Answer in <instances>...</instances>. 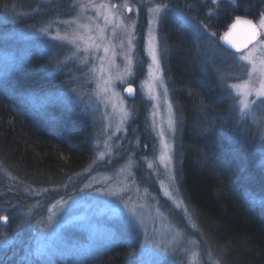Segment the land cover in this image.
Here are the masks:
<instances>
[{"label": "rangeland", "instance_id": "obj_1", "mask_svg": "<svg viewBox=\"0 0 264 264\" xmlns=\"http://www.w3.org/2000/svg\"><path fill=\"white\" fill-rule=\"evenodd\" d=\"M125 2L131 11L123 6ZM93 3L117 5L113 11L123 22L115 35L111 26L105 33L115 45V55L111 51L108 54L103 78L99 71H93L101 65L98 57L105 56L103 50L77 51L69 41L56 38L66 34L71 37L77 27L73 21L86 23L96 17L99 9L88 6V0H24L23 4L13 3L0 11V78L35 58L33 70L43 71L53 79L44 93L30 91L26 100L38 109L55 107L84 119L91 141L86 168L68 185L63 182L55 188L23 189L26 202L31 201L29 210L35 209L38 216L26 236L10 237V242L22 246L28 256L45 261L62 256L93 257L113 242L126 240L133 246L132 264H224L217 245L202 237L180 191V125L163 71L166 46L160 22L169 13L194 33L206 73L218 77L233 101L238 121L252 127L264 169V105H254L255 118L242 117L238 103L241 97L230 87L248 79L252 66L239 60L242 53L252 52L260 67L264 29L242 52L228 50L222 40L237 16L258 26L264 2L253 17L235 14L226 29L224 25L214 28L212 21L224 5H236L232 0ZM157 6L162 9L158 15L151 11ZM95 23L103 26V18ZM153 46L160 62L158 79H154L156 65L150 54ZM108 60L112 61L110 69ZM27 68L32 69V64ZM105 79L109 80L108 91L102 93L97 85L103 87ZM128 88L133 91L129 93ZM55 109L51 108L53 112ZM170 117L175 122L172 129L168 127ZM137 119L142 133L136 132L139 129L133 121ZM165 152L171 156L170 163L161 160ZM245 194L253 203L264 206V197H254L250 190Z\"/></svg>", "mask_w": 264, "mask_h": 264}, {"label": "trees", "instance_id": "obj_2", "mask_svg": "<svg viewBox=\"0 0 264 264\" xmlns=\"http://www.w3.org/2000/svg\"><path fill=\"white\" fill-rule=\"evenodd\" d=\"M23 2L0 0V11ZM263 2L224 5L212 26L228 28L235 14L253 17ZM160 33L166 46L163 71L179 117L183 200L202 237L217 245L224 264H264V206L245 194L250 190V195L264 197V169L252 127L238 121L218 77L206 73L194 33L169 13L161 19ZM34 59L0 78V216L9 217L7 224L0 221V264H132L133 246L126 240L113 242L93 257L48 261L28 256L22 246L10 242V237L26 236L38 216L35 209L29 210L31 201L26 202L23 189L68 185L91 158L84 119L55 107L38 109L26 100L30 91L44 93L53 79L33 70ZM134 122L136 132L142 133L139 120Z\"/></svg>", "mask_w": 264, "mask_h": 264}, {"label": "snow or ice", "instance_id": "obj_3", "mask_svg": "<svg viewBox=\"0 0 264 264\" xmlns=\"http://www.w3.org/2000/svg\"><path fill=\"white\" fill-rule=\"evenodd\" d=\"M236 0H232V3L235 4ZM88 6H91L92 8L99 9L97 11L96 17L89 18V22L86 23H79L77 21H73L76 23L77 27L74 33L71 37H69L67 34L64 36H58L57 39L67 40L69 43H72L75 45L77 51L83 50L84 52H98L100 50H103L105 53V56L98 57L101 60V65L98 69H93V71H99L101 73V78L104 76V63L106 58L108 57V54L110 51L112 52L113 56L115 55L114 49L115 45L111 43V41L108 40V37L105 35L107 29L109 26L113 29V35H115V29L117 27H122L123 22L119 20V16L117 12H114L113 9L118 8L115 4H108V3H101V4H95L93 3V0H88ZM125 8H128V4L125 2L123 5ZM129 11H131L130 8H128ZM161 7L157 6L156 8L152 9L154 13L157 15L161 11ZM211 14V13H210ZM103 18L104 24L101 26L98 23H95L96 20H99L100 18ZM240 25H245L246 32H245V39H237V32L236 30ZM260 29H264V14H261L259 24L258 26L253 23L252 20L244 19L240 16L236 17L235 23L232 24L231 30L227 33H225L224 39L231 44L233 48L236 49L237 52H242V49L248 48L249 44H252L253 41L257 39L258 36L261 35ZM215 35V33H213ZM131 41H129L130 43ZM262 44H264V41H261ZM123 45L121 44V47ZM151 57L153 60V63L156 65V72L154 75V79L159 78V58L158 53L156 51L155 46L151 49ZM239 60L241 61H247L248 64H250L252 67L248 71V79L243 81L242 84H233L230 87L233 88L237 95L241 98L239 99L238 103L240 105L239 111L241 116H249L252 115L253 118H255L254 113V105H257L258 103L260 105H264V59L260 60V67L258 68L255 61L253 60L252 52L248 53H242L239 56ZM87 60H84V63H87ZM108 66L109 69L111 68L112 61L108 60ZM131 64V61L129 60V65ZM130 70V69H129ZM150 68V72H151ZM109 77H110V71H109ZM255 75L256 79H253V76ZM122 79V77H119ZM109 80H104V86L101 87L100 84L97 85L98 89L102 93H106L108 91V85ZM127 91L131 93L133 89L128 88ZM166 91V89H165ZM255 96L256 99L249 100L248 98L250 96ZM169 109H171V106L169 105ZM124 116H127V113H124ZM174 121L169 118L168 121V127L170 129L174 126ZM163 136V133H161ZM168 145L165 144V148L167 149ZM101 156H103V153H101ZM162 161H167L168 163L171 162V156L168 155L167 152L163 153L161 155ZM151 167V165H150ZM9 217L7 215L0 216V221L7 222ZM195 255V254H194ZM214 264H219V261L214 262Z\"/></svg>", "mask_w": 264, "mask_h": 264}, {"label": "water", "instance_id": "obj_4", "mask_svg": "<svg viewBox=\"0 0 264 264\" xmlns=\"http://www.w3.org/2000/svg\"><path fill=\"white\" fill-rule=\"evenodd\" d=\"M233 23H235V20L232 22V24H233ZM232 24L229 26V28L226 30L225 33L229 32V31L231 30V26H232ZM246 27H247V26H245V25H240V26L238 27V29L236 30V32H237V36H236V38H237V39L242 40V39H245V38H246V37H245ZM225 33H224V35H223V37H222V40H223V42H224V46H225L228 50H230V51L237 52L236 49L233 48V47L231 46V44H229V43L224 39ZM243 50H244V49H242V51H243Z\"/></svg>", "mask_w": 264, "mask_h": 264}]
</instances>
